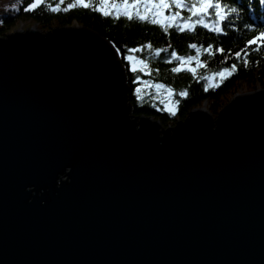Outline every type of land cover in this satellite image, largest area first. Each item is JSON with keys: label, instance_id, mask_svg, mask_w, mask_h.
I'll list each match as a JSON object with an SVG mask.
<instances>
[{"label": "water", "instance_id": "water-1", "mask_svg": "<svg viewBox=\"0 0 264 264\" xmlns=\"http://www.w3.org/2000/svg\"><path fill=\"white\" fill-rule=\"evenodd\" d=\"M80 24L0 36V264H264V88L162 126Z\"/></svg>", "mask_w": 264, "mask_h": 264}, {"label": "trees", "instance_id": "trees-1", "mask_svg": "<svg viewBox=\"0 0 264 264\" xmlns=\"http://www.w3.org/2000/svg\"><path fill=\"white\" fill-rule=\"evenodd\" d=\"M32 0H22L16 9L11 5L16 0H0V36L5 35L16 21L30 20L41 30L50 29L53 25L80 24L94 30L102 37H105L117 50V61L123 68L124 80L128 87L126 99L130 102V109L133 114H144L166 127L173 124L176 118L183 119L188 110L204 104L207 110L213 115L223 107V102L239 84H245L252 88L259 86L264 88V48L260 51L248 49V67L238 62L234 54L244 49L247 41L253 39L260 31H264V2L262 0H221L229 7H234L237 12L229 17V20L222 24L223 33L210 32L202 26H197L193 31L179 32L175 27L169 28L167 32L158 24H152L138 19L128 20L121 16L116 19L114 16H104L101 12L95 11L97 6L95 0H90L93 7L72 8L67 12H52L47 5L55 6L60 1L46 0L45 5L35 11L25 12L24 8ZM74 0H65L61 8ZM188 11L181 12L186 17ZM151 44L152 49L144 46ZM195 44L201 49L199 59L206 64L204 68H198L195 78L189 71L174 73L172 69L179 66L178 61L171 60V52L175 51L181 57L195 56L196 51L189 45ZM211 46L214 51L217 48L224 49L223 53H215L209 57L203 52L204 48ZM255 48L256 46H251ZM159 56L154 55V50L165 49ZM130 49H142L139 52H130ZM129 56H134L135 61H144L142 67L131 65ZM228 57L225 60V57ZM233 63L237 64V71L228 79L220 82L217 77L214 82L219 83L218 87L208 88V81L200 79V76H211L225 67L230 68ZM187 67H196L193 61ZM135 68V71L133 70ZM164 85V88H156L155 85ZM140 89L138 99L137 89ZM168 89L172 90V96L166 97ZM187 91L186 97L178 93ZM175 104V115L165 110L169 105Z\"/></svg>", "mask_w": 264, "mask_h": 264}, {"label": "snow or ice", "instance_id": "snow-or-ice-1", "mask_svg": "<svg viewBox=\"0 0 264 264\" xmlns=\"http://www.w3.org/2000/svg\"><path fill=\"white\" fill-rule=\"evenodd\" d=\"M22 0H16V3L11 5L12 9H16L17 5L21 3ZM264 2V0H262ZM46 0H32L27 7L24 8L25 12L35 11L41 6L45 5ZM65 3V0H60L58 4L52 6L48 4L47 7L52 12L64 11L67 12L72 8H90L93 7L90 0H74V2L68 3L66 7L61 8V5ZM141 9L143 11L141 12ZM95 11L101 12L104 16H114L119 19L121 16L126 17L128 20L138 19L140 21H147L152 24L160 25L166 32L169 28L175 27L179 32H191L197 26H202L208 29L210 32L223 33L224 29L222 24L229 20V17L237 12L234 7H229L221 2V0H100V4L94 7ZM187 10L190 15L186 17L181 16V12ZM168 13L167 15L165 13ZM255 45V48L251 46ZM147 49H152L151 44L144 46ZM190 48L195 49V56L181 57L177 55L175 51L171 52V62L172 60L178 61L179 66L174 67L172 71L174 73H179L181 71H189L193 74L195 78L198 74V68L206 67V64L202 62L199 57L201 55V49L195 44L189 45ZM251 48L252 51H260L264 48V31H260L253 39L247 41L244 49L238 51L234 54L238 62H242L244 67H248L249 61L247 59L248 49ZM142 49H130V52H139ZM168 49H156L154 50V55L159 56L161 52H167ZM204 53H207L209 57L213 56L215 53H223L224 49L217 48L214 51L211 46L203 49ZM129 60H135L134 56H129ZM228 57H225L227 60ZM193 61L196 62V67H187ZM140 64H144V61H138ZM147 67L146 64H144ZM135 71V68H133ZM237 71V64L233 63L230 68L225 67L221 71L214 73L211 76H200V79H205L208 81L207 87L214 88L218 87L219 83L214 82L218 77L219 81L222 82L229 77H231ZM156 88H164V85H155ZM140 89H137L138 99H142L139 96ZM169 97L172 96V90L168 89ZM181 97H186L188 95L187 91H182L178 93ZM179 101H175L172 107H166L170 114L175 115L174 107Z\"/></svg>", "mask_w": 264, "mask_h": 264}, {"label": "rangeland", "instance_id": "rangeland-1", "mask_svg": "<svg viewBox=\"0 0 264 264\" xmlns=\"http://www.w3.org/2000/svg\"><path fill=\"white\" fill-rule=\"evenodd\" d=\"M57 1H58V0H57ZM59 1H60V0H59ZM117 2H120V0H117ZM129 2H131V0H129ZM95 3H96L97 5H99V4H100V0H95ZM109 3H111V0H109ZM142 11H143V9H141V12H142ZM165 14L167 15L168 13L166 12ZM186 15L188 16V15H190V13L188 12ZM72 25H73V24H72ZM32 26L38 28L37 25H36L34 22L30 21V20H20V21H16V23L14 24V26H13L11 29H9V31H7L6 33L11 32V31H13V30H15V29H25V28H29V27H32ZM53 26H56V25H53ZM53 26H52V27H53ZM46 30H48V29H46ZM131 65L136 66V67H142V64L136 62L135 60H131ZM258 87H259V86H255V87L249 88V87H247V85H245V84H239V86H237L236 90H233V91L230 93V95H228L227 98L224 100V102H223V106H224V105H225V104L231 99V97H233L234 95H236V94H240V93H244V92H248V91H251V90L256 89V88H258ZM165 96H166V97H169L168 94L165 95ZM201 106H203L204 108H207V105H206L205 102H204V104H202V105H200V106H198V107H201ZM168 107H171V105H169ZM171 125H173V124H171Z\"/></svg>", "mask_w": 264, "mask_h": 264}]
</instances>
